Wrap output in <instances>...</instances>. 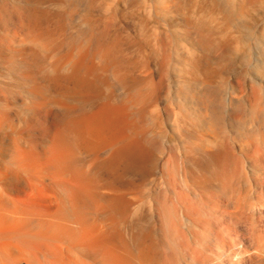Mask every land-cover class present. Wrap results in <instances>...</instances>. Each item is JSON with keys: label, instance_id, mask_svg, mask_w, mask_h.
I'll return each instance as SVG.
<instances>
[{"label": "bare ground", "instance_id": "6f19581e", "mask_svg": "<svg viewBox=\"0 0 264 264\" xmlns=\"http://www.w3.org/2000/svg\"><path fill=\"white\" fill-rule=\"evenodd\" d=\"M0 264H264V0H0Z\"/></svg>", "mask_w": 264, "mask_h": 264}]
</instances>
